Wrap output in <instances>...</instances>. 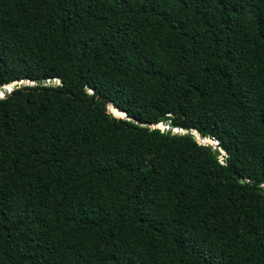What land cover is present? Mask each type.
Returning a JSON list of instances; mask_svg holds the SVG:
<instances>
[{
  "label": "trees",
  "instance_id": "trees-1",
  "mask_svg": "<svg viewBox=\"0 0 264 264\" xmlns=\"http://www.w3.org/2000/svg\"><path fill=\"white\" fill-rule=\"evenodd\" d=\"M17 81L0 264H264V0H0Z\"/></svg>",
  "mask_w": 264,
  "mask_h": 264
},
{
  "label": "water",
  "instance_id": "water-1",
  "mask_svg": "<svg viewBox=\"0 0 264 264\" xmlns=\"http://www.w3.org/2000/svg\"><path fill=\"white\" fill-rule=\"evenodd\" d=\"M24 84L34 85V83H31L29 81H22V82L17 81V82H14V83H11V84H8V85L4 86L2 89H0V93L3 95L2 97H4L7 93H10L15 86L24 85ZM60 84H61L60 79L41 80V81L36 83V85H43V86L60 85ZM111 110L117 116L127 117V115L125 113H120L114 107H112ZM152 128H158V129L163 130V131H168L170 134H181V133H184V131H182V130L175 129L174 126L171 123L167 124L165 122L160 123L158 126L153 125ZM195 133H197V132H195ZM195 136L197 137L196 134H195ZM207 142L209 144H211L210 146H212L213 144L215 145V140H213V139H207ZM207 146H209V145H207Z\"/></svg>",
  "mask_w": 264,
  "mask_h": 264
},
{
  "label": "rangeland",
  "instance_id": "rangeland-1",
  "mask_svg": "<svg viewBox=\"0 0 264 264\" xmlns=\"http://www.w3.org/2000/svg\"><path fill=\"white\" fill-rule=\"evenodd\" d=\"M1 94V93H0ZM2 97V96H1ZM203 143L205 144V145H211V144H209L208 142H207V140H203ZM213 146H214V148H215V146H216V144L214 145L213 144Z\"/></svg>",
  "mask_w": 264,
  "mask_h": 264
},
{
  "label": "built area",
  "instance_id": "built-area-1",
  "mask_svg": "<svg viewBox=\"0 0 264 264\" xmlns=\"http://www.w3.org/2000/svg\"><path fill=\"white\" fill-rule=\"evenodd\" d=\"M215 144H216V146L218 145V143H217V142H215Z\"/></svg>",
  "mask_w": 264,
  "mask_h": 264
},
{
  "label": "bare ground",
  "instance_id": "bare-ground-1",
  "mask_svg": "<svg viewBox=\"0 0 264 264\" xmlns=\"http://www.w3.org/2000/svg\"><path fill=\"white\" fill-rule=\"evenodd\" d=\"M0 96H3L2 94H0Z\"/></svg>",
  "mask_w": 264,
  "mask_h": 264
}]
</instances>
